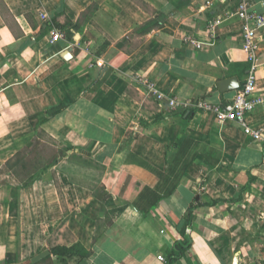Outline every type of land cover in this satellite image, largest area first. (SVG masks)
I'll return each mask as SVG.
<instances>
[{
    "label": "crops",
    "instance_id": "obj_1",
    "mask_svg": "<svg viewBox=\"0 0 264 264\" xmlns=\"http://www.w3.org/2000/svg\"><path fill=\"white\" fill-rule=\"evenodd\" d=\"M238 3L0 0V264H264V144L158 98L234 97ZM246 120L264 136V104Z\"/></svg>",
    "mask_w": 264,
    "mask_h": 264
},
{
    "label": "built area",
    "instance_id": "obj_2",
    "mask_svg": "<svg viewBox=\"0 0 264 264\" xmlns=\"http://www.w3.org/2000/svg\"><path fill=\"white\" fill-rule=\"evenodd\" d=\"M43 20L48 19V14L44 11L39 14ZM236 15L242 20V48L246 53L249 64L248 72L244 84L237 90L234 97L225 103H209L207 101H190L179 100L177 98H166L163 94H158L159 99H166V102L173 107L183 105L191 107L193 110L203 109L213 113L218 123L223 124L226 121L236 122L245 134L262 142L264 136L261 130L252 128L247 120L246 115L252 112L259 105L264 104V94L258 86V68H259V49L260 40L259 31L264 28V15L252 10L251 0H239ZM222 23L219 17L212 19L208 24L210 34L214 35ZM64 37V32L60 29H54L52 33V42ZM186 41L196 48H201L203 42L192 37L186 36ZM152 86V85H151ZM153 87V86H152ZM158 258L164 261V257L159 255ZM260 264V263H256Z\"/></svg>",
    "mask_w": 264,
    "mask_h": 264
},
{
    "label": "water",
    "instance_id": "obj_3",
    "mask_svg": "<svg viewBox=\"0 0 264 264\" xmlns=\"http://www.w3.org/2000/svg\"><path fill=\"white\" fill-rule=\"evenodd\" d=\"M238 87H239V82L237 81V78H234V77L223 80L219 83V88L221 91L236 89ZM48 254H50V250H48V249L44 250L41 253H39L38 255L34 256L32 259V262L36 263Z\"/></svg>",
    "mask_w": 264,
    "mask_h": 264
},
{
    "label": "trees",
    "instance_id": "obj_4",
    "mask_svg": "<svg viewBox=\"0 0 264 264\" xmlns=\"http://www.w3.org/2000/svg\"><path fill=\"white\" fill-rule=\"evenodd\" d=\"M192 212L190 213L189 215V221L191 220L192 218ZM79 250V245H74L70 248H67V247H57V248H54L52 253L58 257H64L65 255L68 256H71L73 254H75V252L77 251L78 252Z\"/></svg>",
    "mask_w": 264,
    "mask_h": 264
}]
</instances>
